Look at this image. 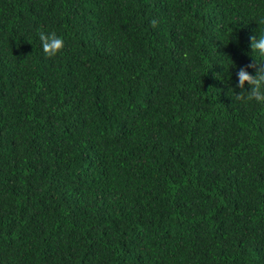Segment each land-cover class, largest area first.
Returning a JSON list of instances; mask_svg holds the SVG:
<instances>
[{"label":"trees","instance_id":"trees-1","mask_svg":"<svg viewBox=\"0 0 264 264\" xmlns=\"http://www.w3.org/2000/svg\"><path fill=\"white\" fill-rule=\"evenodd\" d=\"M262 31L264 0H0V264H264Z\"/></svg>","mask_w":264,"mask_h":264},{"label":"clouds","instance_id":"clouds-1","mask_svg":"<svg viewBox=\"0 0 264 264\" xmlns=\"http://www.w3.org/2000/svg\"><path fill=\"white\" fill-rule=\"evenodd\" d=\"M151 23L155 25L157 21L153 19ZM38 37L43 51L48 55H55L64 46V38L55 31H39ZM250 48L264 57V31L250 37ZM249 67H254V65L240 66L236 71V87L243 90L244 98L264 105V65L256 67L255 74L248 71ZM245 82L248 87H245ZM240 94L241 92L238 93Z\"/></svg>","mask_w":264,"mask_h":264}]
</instances>
